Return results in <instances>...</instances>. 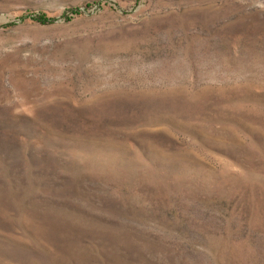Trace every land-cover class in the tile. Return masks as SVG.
Segmentation results:
<instances>
[{"label":"rangeland","instance_id":"obj_1","mask_svg":"<svg viewBox=\"0 0 264 264\" xmlns=\"http://www.w3.org/2000/svg\"><path fill=\"white\" fill-rule=\"evenodd\" d=\"M0 264H264V0H0Z\"/></svg>","mask_w":264,"mask_h":264},{"label":"trees","instance_id":"obj_2","mask_svg":"<svg viewBox=\"0 0 264 264\" xmlns=\"http://www.w3.org/2000/svg\"><path fill=\"white\" fill-rule=\"evenodd\" d=\"M43 17H47L46 15H43Z\"/></svg>","mask_w":264,"mask_h":264}]
</instances>
